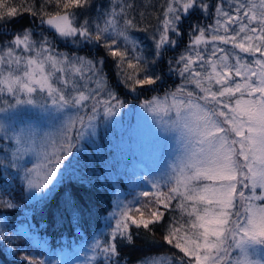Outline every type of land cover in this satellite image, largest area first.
<instances>
[{"label": "snow or ice", "instance_id": "snow-or-ice-1", "mask_svg": "<svg viewBox=\"0 0 264 264\" xmlns=\"http://www.w3.org/2000/svg\"><path fill=\"white\" fill-rule=\"evenodd\" d=\"M196 13L212 23L190 25L184 52L168 61L180 82L137 111L150 136L170 137L174 147L163 170L136 176L128 195L115 190L107 230L87 246L85 264H120L123 247L141 233L155 243L157 229L173 251L137 264H264V0H164L147 54L133 34L149 31L140 26L148 14L135 0H0V113L11 120L35 110L18 123L0 119V168L13 170L30 201L47 200L62 183L61 168L101 117L120 115L122 90L155 89L163 79L155 66ZM57 38L97 54L60 52ZM90 185L81 177L60 190L61 217L79 225ZM16 207L0 197V208ZM8 239L0 228V241Z\"/></svg>", "mask_w": 264, "mask_h": 264}, {"label": "trees", "instance_id": "trees-1", "mask_svg": "<svg viewBox=\"0 0 264 264\" xmlns=\"http://www.w3.org/2000/svg\"><path fill=\"white\" fill-rule=\"evenodd\" d=\"M93 2L99 6L106 5L108 0H93ZM163 2L164 0H135L139 11H145L148 14L140 26H148L149 31L133 34L142 42L146 54L153 50L150 37L153 35V28L157 25L156 16L159 14ZM207 2L214 3V0H207ZM84 16L93 18L96 16V12L89 11L84 13ZM199 16L200 14L196 13L186 17L181 26L184 35L175 37L179 41V46L164 51L162 61H158L155 66L156 72L163 76L156 87L167 85L172 77L176 76L174 73L168 72V61L178 58V53L187 45L190 37L187 26L208 20L207 17L205 20L204 18L198 20L197 17ZM29 19L30 17H25L15 27L19 28L25 25ZM11 31L12 29H8L9 34ZM54 44L58 51L68 54L72 52L82 56H95L97 54L95 48L90 50L83 46L76 47L66 44L58 38L54 40ZM108 71L111 75L114 69H108ZM151 90L145 89L143 94H139L129 93L125 89L120 92V95L125 97L124 100L127 103L128 99L139 101L151 97L153 94ZM124 114L119 115L120 126H118V122L108 124L106 126L108 128L100 132L96 141L93 142L95 139L93 138L84 145L86 150L84 149L80 157H75L68 172L63 175L62 183L57 184L47 200H28L27 196L22 194V187L13 184L16 179L13 170L4 171L0 168V197L11 198L17 205L12 210L0 208V226L11 237V239L0 241V264H25L21 260L23 255L38 257L43 259L45 264H50L56 256L64 255L65 251L68 252L66 253L68 255L76 254L77 247H82L83 251L87 250L88 252L87 246L91 244L93 239L106 232V217L112 211L115 190L119 189L123 195L127 189V183L134 180L132 175L135 174L130 166L124 165L115 168V165H111L116 154L120 153V149L124 145H129L131 151L134 148L133 144L137 141L136 132L130 128L133 126V116L131 115L128 120ZM131 156L134 160L136 153H132ZM81 177L85 181H91V195L84 197L82 218L77 225L75 221L70 222L67 215L61 217L60 213L56 211V205L62 204V196L59 195L60 190L62 188L67 189L73 184L79 186ZM130 177L132 178L130 179ZM4 189H7L8 192L5 193ZM162 232L163 229H157L155 243L141 233L134 246H122L120 264H137V261L150 254L173 251L167 245L160 243ZM102 262L103 257H100L96 264H102Z\"/></svg>", "mask_w": 264, "mask_h": 264}, {"label": "rangeland", "instance_id": "rangeland-1", "mask_svg": "<svg viewBox=\"0 0 264 264\" xmlns=\"http://www.w3.org/2000/svg\"><path fill=\"white\" fill-rule=\"evenodd\" d=\"M216 2L217 0H214V3ZM205 19L206 17L204 18V20ZM202 23L203 24L212 23V20L208 18V20H205ZM187 30L189 31V36H191L192 33L190 31V25L187 26ZM185 48L186 46L183 47L180 53H178L177 55L178 57L182 52H184ZM174 60L175 59H173V61ZM179 82H180L179 78L177 76H173L172 80L167 85L165 84L164 86H160V87L155 86V89H154L155 91L153 89L151 90L153 93L151 94V96L152 95H163L165 91L174 89V87ZM120 98L123 100L125 99V97H123L122 95H120ZM142 100L143 99H140L139 101H133V100L128 99V102L126 103L125 108L121 110L120 114L125 113L124 115L128 117V120L131 115L133 116V126H130V128L136 132L137 141L133 144L134 148L131 151H130L129 145H124L120 149V153H118V155L116 154V157L114 158L115 163L113 161L111 162V165H115L114 166L115 168L123 167L124 165H126V167L130 166L135 173L132 175L134 180L136 176L156 175L159 171L163 170L168 154L170 150L174 147V144L170 137H166L163 141H161L160 139L149 135V130H148V126L146 124L145 118H143L137 112V111H141L139 109V103ZM34 113H35V110H30L29 112L22 113L21 115H23L25 118H32ZM21 115H17L14 119L10 120L9 117L11 116V114L0 113V119H4L10 123L11 122L18 123L21 118ZM145 115H147V113H145ZM151 119L152 118L149 117V120ZM137 121L139 122V126L137 125ZM116 122H118V126H120L119 115L108 121H105L103 117H101L100 120L97 122L95 134L89 137H86L84 140H82L78 148L73 152V155L68 158V161H66L65 164L67 165L69 161L72 163L76 156L80 157L82 152L85 149L84 145L87 142L91 141V139L93 138H95L93 142L96 141L100 132L108 128L106 127L108 126V124H112V123L115 124ZM153 126L155 127L154 122H153ZM161 136L163 137L165 136V134L161 133ZM0 147L3 148L4 144L0 143ZM134 152L136 153V158L133 160L131 155L132 153L134 154ZM3 156H4V153L0 152V158H2ZM145 166L150 168L151 171L150 172L145 171ZM68 169L69 167L61 168L62 174L65 175L68 172ZM132 177H130V179ZM132 181L133 180L127 183V189L125 192H123V195H128V193L132 191ZM139 183L143 184V181H139ZM13 184L15 186L20 185L22 187V184L17 177L15 181L13 182ZM0 225H1V221H0ZM22 229L24 230V228ZM24 233L26 232L24 231ZM82 249H83L82 247H77L76 248L77 253L71 254V255L66 254L68 252L65 251L64 255L56 256V258H54L50 264H85V256L90 255L91 252L90 250L88 252L87 250L82 251Z\"/></svg>", "mask_w": 264, "mask_h": 264}]
</instances>
